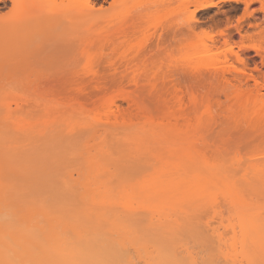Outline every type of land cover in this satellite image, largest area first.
Wrapping results in <instances>:
<instances>
[{
	"label": "rangeland",
	"instance_id": "1",
	"mask_svg": "<svg viewBox=\"0 0 264 264\" xmlns=\"http://www.w3.org/2000/svg\"><path fill=\"white\" fill-rule=\"evenodd\" d=\"M33 1L0 0V78L21 85L0 92L14 109L34 93L40 105L63 102L69 125L46 163L20 162L25 200L51 196L54 214L87 230L96 247L85 256L97 264H264V100L254 92L264 84V0Z\"/></svg>",
	"mask_w": 264,
	"mask_h": 264
},
{
	"label": "bare ground",
	"instance_id": "2",
	"mask_svg": "<svg viewBox=\"0 0 264 264\" xmlns=\"http://www.w3.org/2000/svg\"><path fill=\"white\" fill-rule=\"evenodd\" d=\"M36 1H38V0H34L33 2H36ZM225 57H226L225 59L227 61V56H225ZM237 58L239 59V61L242 60V56H240L238 54H237ZM228 61H229V59H228ZM242 61H244V60H242ZM29 82H27V83H29ZM33 82L34 81L32 80V84H33ZM19 84H20V82H18V80L0 78V91L6 90L9 88L12 89L16 85L20 87L21 85H19ZM257 84H258V82H257ZM22 86H24V85L22 84ZM29 87H30V85H29ZM254 90L253 91L255 92V100L257 102L264 100V84L259 82V85ZM32 95H33L34 99L30 102L21 101L20 99L22 97H17V101H16L17 106L14 109L11 107V103H7L8 105H10L9 107L5 106L4 102L6 101L7 96L1 94V92H0V264H13L8 259V255H14V256L18 257L19 258L18 264H27L25 261L26 257L32 256L34 253L44 254V258L35 259V264H89L88 263L89 261L92 262V264H97V262L95 263V262L91 261L92 259L89 260V257L87 258L85 256L86 252L88 255V253H89L88 248L91 249L90 248L92 246L91 243H93V241L88 237H87V239L88 240L90 239L89 242H91V243L87 242V240H85L84 236L81 234L85 231V228L84 229L81 228L84 231H82L80 233L79 231L81 229L79 230V227H80L79 223L76 224L77 222H70L68 220H64L65 214L64 215L63 214H59V215L54 214V210H56V209H54L55 207L51 208V205H52V203L54 204V202H52V203L49 202L51 204L50 205L48 204V199L51 198L50 194H49L50 198H48V199H46L45 194H42L41 198H39V199L25 200V198L29 195V192L22 190L18 186H16V172L15 171L17 168L22 166L20 162L21 161L28 162L27 164H31L33 162H37V164L46 163V159L44 156L45 153L49 150L51 143L55 140L54 137L56 136V134H58L60 132L62 126L63 125L67 126L66 123H68L67 120H65L67 117V110L68 109L66 108V106L64 105L63 102H59L54 106L50 105V103L49 104L43 103V105H40L39 102L42 101L44 96L40 93H34ZM172 98H174V97H172ZM123 99L126 101L125 98H123ZM135 99H136V97H135ZM135 102L136 101H134L133 106L135 105ZM136 103L139 105L138 101ZM258 105H259V107H258L259 110L257 109V111L259 114L260 111H261V113L264 111V106L262 105L263 107L260 108L261 104H258ZM117 106H118V104H117ZM100 107H101V109H103L102 106H100ZM140 107L141 106L139 105V107L137 109H139ZM141 108H140V110H141ZM107 109L110 111V106ZM118 109H120V107ZM115 110H114V112H115ZM102 111L103 110H101V112ZM123 111H125V110H123ZM123 111H121V113ZM77 112L78 111L76 109H72L70 111V113L72 115L68 112L70 114L69 116H72L71 118L68 116L69 119L74 121L75 118H73V117H76L78 115V114L77 115L75 114ZM127 112H123L124 114L123 113L122 114L126 117ZM254 112H255V110H254ZM108 113L109 112H107V114L105 116H107ZM116 113H117V111H116ZM100 114L102 115V113H99L98 116ZM103 114H105V113H103ZM119 114H120V112H119ZM122 114H121V116L119 115L120 119H121V117H123ZM111 115H113V113L110 114L109 116H111ZM79 117H76V118L78 119ZM107 118H108V116H107ZM107 118H105V119H107ZM99 119H101V118H99ZM127 120H128V118H127ZM64 122H66V123L64 124ZM69 122L71 123L70 120H69ZM78 123H79V120H78ZM78 123H77V125H78ZM68 125H69V123H68ZM77 128H78V126L76 127V129ZM113 128H115V127H113ZM78 130H79V128H78ZM61 133H59V134H61ZM65 137H66V135H65ZM106 147H108V145ZM38 153H40V154L38 155ZM85 153L86 152H84L83 154H85ZM60 158H62V157H60ZM60 158H59V160H60ZM77 160H78V158H77ZM105 163H107V162H105ZM69 165L67 164L68 168L70 167ZM103 165H104V163H103ZM71 166H73V165H71ZM76 166H77V164H76ZM81 167H82L81 172L87 174L86 171L83 172V169L85 170V167H83L82 165H81ZM73 169H74V167H73ZM73 169H72V172H73ZM76 169L78 171V169H80V168L78 167ZM43 171H44V169H36L33 172H28V177L25 178V182L29 183L30 180L35 178L37 175L41 174ZM74 171H76V170H74ZM81 172H79V173L82 174ZM117 172H119V171H117ZM73 174L71 176H74ZM100 175L101 174L96 175V176H100ZM63 176H65L66 179L69 178L68 183H69V181L72 182L73 179H70L71 177L69 175L67 176L65 174ZM103 176L105 177V175H103ZM74 177L76 178L77 176L75 175ZM81 178H83V175H82V177H80V179ZM77 179L75 182L78 184L75 183V185H73V187H76V185H79V182H81V180L79 178H77ZM108 183H110V182H108ZM112 183H114V180L112 181ZM70 185H71V183H70ZM107 185H109V184H107ZM36 186L38 187L39 184L36 183ZM81 187L79 185V188L77 187L76 190H78V189L80 190ZM113 188L114 187H112V189ZM118 188H120V187H118ZM82 189L84 190V188H82ZM101 190H102V188H101ZM115 190H116V188H115ZM120 190L123 191L122 189H120ZM120 190H119V192H120ZM112 192H114V190ZM15 193L18 194V197L14 198L13 194H15ZM99 193H100V191H99ZM97 194L98 193H96V195H94V198L97 196V199H98V197H100V195L98 196ZM107 194H108V192H107ZM107 194H105L103 197H105V196L108 197ZM89 195H90V193L87 196H89ZM113 195L115 196L116 194H113ZM87 196H84V197L86 198ZM31 197H33V196H31ZM89 197L87 198L88 201L90 200ZM231 198H232V196H231ZM77 200H78V198H77ZM79 201L80 200H78V202ZM74 204H72V205H74ZM21 205H23V206H21ZM96 209H94V210H96ZM98 210H99V208H98ZM88 211H85V212H87L89 214ZM92 212H94V211H91V213ZM105 213H106V211H105ZM101 214L102 213H100V215ZM73 215H74V213H73ZM175 215H176V213H175ZM102 216H103V214H102ZM91 217L93 218L94 214H92ZM120 217H123V216H120ZM171 217L172 216H169V218H171ZM76 220H78V219H76ZM156 220H157V218H156ZM167 220H169V219H167ZM245 220L243 222H241V227L243 228V231H244L243 236H245V240L247 241V243L249 241L250 246L246 245L247 243L245 241H244L245 244L244 243H241V244H242V246L246 245V247H251V250L250 249L248 250L251 252L249 254H247L246 258H248V259H246V260H248V261L251 260V262H252L253 259H256V256H257V253H256L257 251L255 252V250H256L255 248L258 247V244H257V242L253 236V232H251L250 223L248 222L247 219H245ZM42 221L46 222V224H40ZM100 221L102 222L104 220L102 219ZM111 221H113V220H111ZM114 221H116V219ZM124 226H125V224H124ZM126 227L127 226H125L124 228H126ZM117 228H113V229L116 230ZM128 229L129 228L127 227L126 231ZM121 230H123V227L121 228ZM121 230L119 229V231H121ZM215 231H217L216 228H214V232ZM85 232H84V234H85ZM131 232H132V234H134V231L131 230ZM30 233H32V234L30 235ZM111 233H113V232H111ZM70 234H72V235H70ZM115 234H117V233H115ZM115 234L114 233L112 234V236H113L112 238H116V237H114V236H116ZM106 235H108L107 237H109L110 234H106ZM70 236H72V237H70ZM117 237H119V236H117ZM121 237L122 236H120L118 238L119 244H120V240H121L120 238ZM125 239L126 238L124 237V242H123L124 244L127 243L126 242L127 239L126 240ZM110 240H113V239H110ZM132 240H134V239H132ZM132 240L130 242H132ZM135 240L137 241L136 238H135ZM103 241L104 240H102V242ZM114 241H115V239H114ZM116 241H117V239H116ZM130 242L128 244L132 245ZM100 244L102 245V243H100ZM133 244H135V243L133 242ZM238 244H237V246H238ZM103 245H105V244H103ZM106 245L108 246L110 244L106 243ZM111 245L109 247H111ZM129 245H127V246L130 247ZM94 246L96 247V244H94ZM125 246H126V244H125ZM135 246H136V244H135ZM135 246H134V248H135ZM101 247H103V246H101ZM121 247H122L121 250H123L124 246L122 245ZM126 247H125V249H127ZM146 247L148 248V246H146ZM246 247H245V249H246ZM104 249L105 248H103V249L101 248L100 250H104ZM125 251H128V249ZM141 251L143 253L141 252L140 255H143L145 251L143 249H141ZM106 252L108 253V251H106ZM128 252H125V253H128ZM154 252L155 251H153V253ZM239 252H241V250H239ZM100 254H102V252H100ZM145 254H146V252H145ZM93 255L94 254H92V256ZM154 255L152 254V257ZM237 255H238V253H237ZM245 255L246 254H244V256ZM120 256H121V254H120ZM150 256L151 255H148V257H150ZM128 257H129V255L127 256V259H128ZM148 257H146V258H148ZM152 257H150V259ZM227 257L228 256H226V260H227ZM10 258H11V256H10ZM11 259L14 260V258H11ZM127 259H126V261H128ZM153 260H155L154 257H153L152 261ZM157 260H155V261H157ZM14 261H16V260H14ZM155 261H153L152 263L150 262V263L156 264ZM196 262H194V263L191 262V263L195 264ZM211 263H213V262H211ZM258 263H259V261H258ZM98 264H100V263H98ZM177 264H179V263H177ZM214 264H217V263H214Z\"/></svg>",
	"mask_w": 264,
	"mask_h": 264
}]
</instances>
